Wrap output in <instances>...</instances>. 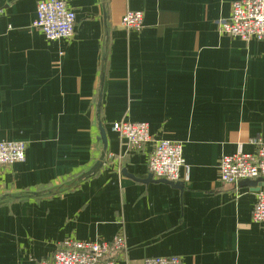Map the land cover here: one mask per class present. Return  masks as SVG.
Wrapping results in <instances>:
<instances>
[{
	"label": "crops",
	"instance_id": "0c3cea01",
	"mask_svg": "<svg viewBox=\"0 0 264 264\" xmlns=\"http://www.w3.org/2000/svg\"><path fill=\"white\" fill-rule=\"evenodd\" d=\"M44 0H0V141L24 161L0 167V196L51 189L97 161L95 105L104 41L102 0H64L74 35L47 41L32 28ZM236 0H106L109 41L100 120L102 168L54 196L0 206V264L51 260L66 240H125L117 264L176 256L182 264H264V225L252 221L259 187L223 184V155L264 141V41L222 35ZM143 13V29L121 26ZM147 123L132 152L111 130ZM182 146L172 184L145 182L155 141ZM151 176V175H150Z\"/></svg>",
	"mask_w": 264,
	"mask_h": 264
},
{
	"label": "built area",
	"instance_id": "2783aa9c",
	"mask_svg": "<svg viewBox=\"0 0 264 264\" xmlns=\"http://www.w3.org/2000/svg\"><path fill=\"white\" fill-rule=\"evenodd\" d=\"M75 12L64 0H44L36 5V15L32 28L43 34L47 41L70 39L74 35ZM125 29H143V13L128 11L121 19ZM220 34L241 41L255 39L264 41V0H236L231 4L230 16L217 22ZM111 130L122 138L132 152L142 150L151 141L147 123L118 122ZM255 152L223 155L218 161V179L227 185H237L241 181L264 179V141H252ZM26 146L22 142L0 141V167H9L24 161ZM185 167L182 146L168 140L155 141L147 159V170L155 180L179 181L181 169ZM254 223L264 225V188L259 187L252 210ZM125 250V240L115 236L111 241L82 242L66 240L49 261L35 264H117L116 257ZM141 264H182L176 256L150 257Z\"/></svg>",
	"mask_w": 264,
	"mask_h": 264
},
{
	"label": "water",
	"instance_id": "95a60500",
	"mask_svg": "<svg viewBox=\"0 0 264 264\" xmlns=\"http://www.w3.org/2000/svg\"><path fill=\"white\" fill-rule=\"evenodd\" d=\"M103 6V18H104V41H103V53L101 58V69H100V77H99V84L97 89V99L95 105V121L98 131L97 141L101 144V151L99 157L95 164L85 173L76 177L73 181L67 184H62L60 186L43 190L37 192H22V193H15V194H5L0 196V206L8 204L14 201H23V200H32V199H41L50 196L57 195L59 193L68 191L84 180L94 176L104 165L106 154H107V139L105 135V131L102 127L101 120H100V111L102 105V92H103V85H104V74L106 68V59H107V52H108V41H109V24L107 21V11H106V0H102ZM152 177L149 175L145 182H153ZM161 183H168L172 184L171 182L166 181H158ZM245 186H264V179H259L255 182H245L243 183Z\"/></svg>",
	"mask_w": 264,
	"mask_h": 264
}]
</instances>
